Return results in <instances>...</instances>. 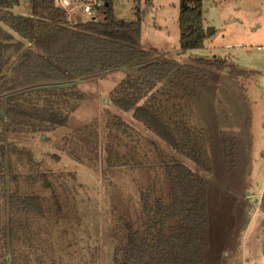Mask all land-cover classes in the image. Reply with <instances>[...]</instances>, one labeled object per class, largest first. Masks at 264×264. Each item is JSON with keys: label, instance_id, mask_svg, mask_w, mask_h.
Masks as SVG:
<instances>
[{"label": "trees", "instance_id": "1", "mask_svg": "<svg viewBox=\"0 0 264 264\" xmlns=\"http://www.w3.org/2000/svg\"><path fill=\"white\" fill-rule=\"evenodd\" d=\"M23 3L29 15L15 11ZM104 12L99 21L74 23L53 0H0V264L98 262L99 235L80 218L79 199L61 197L75 199L85 189L76 173L45 166L21 143L38 135L48 140L84 100L76 85L60 83L133 68L112 90L114 103L212 170L205 130L192 124L187 102L199 77L193 73L201 69L151 59L140 43L139 13L133 20L118 18L113 0ZM179 27L180 53L204 46L202 0H181ZM196 59L210 66L224 62ZM102 127L95 120L53 146L79 163L102 166L111 191L106 238L112 264H201L208 249L206 179L120 116L108 115ZM119 177L125 183L114 184ZM62 220L75 223L68 227Z\"/></svg>", "mask_w": 264, "mask_h": 264}, {"label": "rangeland", "instance_id": "2", "mask_svg": "<svg viewBox=\"0 0 264 264\" xmlns=\"http://www.w3.org/2000/svg\"><path fill=\"white\" fill-rule=\"evenodd\" d=\"M113 4L118 18L133 20L140 14V43L150 50L151 59H176L182 66L193 64L201 69L193 73L199 77L187 102L192 124L205 130L212 170L206 171L173 148L138 120L133 110L114 103L111 92L128 72L122 68L76 83L85 98L68 122L49 132L48 140L46 135H38L21 143L30 146L35 158L45 166L75 172L77 182L83 184L85 189L80 188L77 198L74 194L61 197L63 202L71 203L79 199L80 218L85 226L94 229L93 233H98L97 264H112V244L106 238L112 203L108 180L102 166L79 163L53 145L95 120L102 129L108 115L120 116L206 179L208 249L201 264H264V0H202L204 24L206 29L212 27L211 33L203 47L185 53L179 52L181 0H113ZM15 11L31 13L24 3ZM215 56L224 62L210 66L196 59L212 61ZM147 178L144 175L143 181ZM123 183L120 177L114 182ZM60 193H65L64 188ZM67 207L69 214L75 209L71 204ZM62 223L69 227L75 221Z\"/></svg>", "mask_w": 264, "mask_h": 264}, {"label": "built area", "instance_id": "3", "mask_svg": "<svg viewBox=\"0 0 264 264\" xmlns=\"http://www.w3.org/2000/svg\"><path fill=\"white\" fill-rule=\"evenodd\" d=\"M71 22L99 21L103 18L108 0H53ZM261 48V46H259Z\"/></svg>", "mask_w": 264, "mask_h": 264}, {"label": "water", "instance_id": "4", "mask_svg": "<svg viewBox=\"0 0 264 264\" xmlns=\"http://www.w3.org/2000/svg\"><path fill=\"white\" fill-rule=\"evenodd\" d=\"M107 5H108V3H107ZM211 29H212L211 26H209V27L206 29V34H207V35H209V34L211 33ZM142 66H144V64L139 65L137 68L142 67ZM122 69H123L124 71H131V70H132V69H131L130 67H128V66H123ZM6 75H7V74H3V76H6ZM82 81H83V79H81V78H77L76 80L69 81V82H64V83H60L59 85H60V86H63V85H65V86H73V85H75L76 83H78V82H82Z\"/></svg>", "mask_w": 264, "mask_h": 264}]
</instances>
